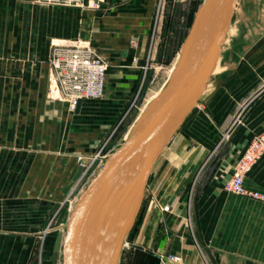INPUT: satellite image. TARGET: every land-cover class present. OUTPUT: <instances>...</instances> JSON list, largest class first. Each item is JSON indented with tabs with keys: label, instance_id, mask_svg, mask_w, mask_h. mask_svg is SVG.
<instances>
[{
	"label": "crops",
	"instance_id": "0c3cea01",
	"mask_svg": "<svg viewBox=\"0 0 264 264\" xmlns=\"http://www.w3.org/2000/svg\"><path fill=\"white\" fill-rule=\"evenodd\" d=\"M172 1L187 3L188 14L197 2L0 0V264H31L46 216L67 196L63 189L80 165L76 156L96 151L126 106L140 66L151 55L165 5ZM63 44L93 47L108 63L103 97L81 99L74 110L62 97L52 64L53 47ZM262 133L264 96L245 109L229 142L220 146L224 150L210 180L207 166L200 174L199 245L206 257L201 264H264V198L223 189L253 136ZM163 159L165 168L155 174L156 194L160 185L186 184L200 158L193 151H171ZM243 184L264 196V150ZM175 206L171 212L155 210V222L165 227L159 235L172 241L169 248L158 244L157 255L175 252L197 260L191 240L179 245L184 218ZM168 225L175 230L168 231Z\"/></svg>",
	"mask_w": 264,
	"mask_h": 264
},
{
	"label": "rangeland",
	"instance_id": "374dc122",
	"mask_svg": "<svg viewBox=\"0 0 264 264\" xmlns=\"http://www.w3.org/2000/svg\"><path fill=\"white\" fill-rule=\"evenodd\" d=\"M202 2L203 0H197L189 14L187 3L184 6L178 1L167 2L162 26L153 33L151 55L141 64L126 106L113 122L98 149L104 142H107L105 153L111 154L118 148L148 102L166 85L178 60L193 15ZM95 51L102 56L97 50ZM217 65L218 68L215 67L216 70L207 84L208 89L204 91L198 105L194 106L195 108L193 107L194 109L186 116L155 163L147 182L139 214L122 246L118 264H201L203 260L205 261L206 257L201 254L199 245L197 204L200 174L207 166L204 174L210 180L224 150L220 146L222 144L226 146L229 142L232 131L242 119L245 109L262 100L264 96V0H237L233 20L222 45ZM62 97L69 104L68 96L63 89ZM258 136H264V133L253 136L252 140ZM97 150L90 154H79L76 156V162L83 163L82 165L88 164ZM171 151L199 153L198 165L189 172L187 182L181 188L177 189L174 185H160L157 187L156 194L155 174L158 169L160 171L161 168H165L163 158ZM260 152L255 156L245 175L251 170ZM32 160L34 161V158ZM51 161L49 157V163ZM96 169L97 165H93L68 196L62 200H56L46 216L41 233L35 239L31 264H51L54 243L58 236L56 228L67 222L73 203ZM42 193L45 192H40ZM177 203L178 206L180 205L178 209L181 217L184 218L179 229L185 234L179 238V245L182 246L183 241L191 240V245L197 252V260H193L188 254L190 259L186 261L184 255L175 252L157 255L158 247H161L158 244H168L169 248L172 241L165 240L159 235V230L162 228L165 231V227L162 222H155L157 217L155 210L158 208L163 210L167 206L169 210L163 211L171 212L173 205ZM173 224L170 225L177 229L179 225ZM175 229L171 226L167 227L168 231ZM62 232L64 234L63 226ZM60 249L61 247L59 252ZM172 255L179 259L171 260ZM58 264H60V257Z\"/></svg>",
	"mask_w": 264,
	"mask_h": 264
},
{
	"label": "water",
	"instance_id": "95a60500",
	"mask_svg": "<svg viewBox=\"0 0 264 264\" xmlns=\"http://www.w3.org/2000/svg\"><path fill=\"white\" fill-rule=\"evenodd\" d=\"M236 3L203 0L196 9L166 85L148 102L123 143L79 194L64 234L60 232L55 240L51 264H57L59 257L60 264H118L155 163L213 75ZM82 172L79 165L63 189L65 195ZM119 180L122 186L116 192L113 183ZM102 216L99 227L92 228V221ZM94 248H99L97 257L93 256Z\"/></svg>",
	"mask_w": 264,
	"mask_h": 264
},
{
	"label": "built area",
	"instance_id": "2783aa9c",
	"mask_svg": "<svg viewBox=\"0 0 264 264\" xmlns=\"http://www.w3.org/2000/svg\"><path fill=\"white\" fill-rule=\"evenodd\" d=\"M52 63L58 73L61 86L68 96L71 109L74 110L81 99H99L103 97L108 63L92 47L74 44L56 46L53 49ZM106 143L104 142L97 152L91 156L90 162L83 166V172L77 184L93 165H97V168L102 166L104 160L110 154L105 153ZM261 150H264V136L254 137L236 162L231 176L224 183L223 189L225 191L255 199L264 198L262 194L246 189L243 184L245 173ZM163 210L168 211L169 208L166 206ZM170 259L178 260L179 258L172 255Z\"/></svg>",
	"mask_w": 264,
	"mask_h": 264
},
{
	"label": "bare ground",
	"instance_id": "6f19581e",
	"mask_svg": "<svg viewBox=\"0 0 264 264\" xmlns=\"http://www.w3.org/2000/svg\"><path fill=\"white\" fill-rule=\"evenodd\" d=\"M208 84V83H207ZM207 86V85H206ZM205 91V90H204ZM204 91H203V93H204ZM202 93V94H203ZM202 96V95H201ZM201 98V97H200ZM200 98H199V100H200ZM199 100H198V102H199ZM198 102H197V104L196 105H198ZM195 105V106H196ZM195 108V107H194ZM193 108V109H194ZM192 109V110H193ZM191 110V111H192ZM190 111V112H191ZM171 141V140H170ZM85 165V164H84ZM84 165H82V166H84ZM101 167V166H100ZM100 167L99 168H97L94 172V174L91 176V178L89 179V181L95 176V174L99 171V169H100ZM89 181H88V183H89ZM88 183L86 184V186H85V188L87 187V185H88ZM113 185H114V189H115V191L117 192L120 188H121V186H122V181L121 180H119V181H115V183H113ZM84 188V189H85ZM83 189V190H84ZM106 202V201H105ZM103 216L102 217H99V219H94L93 221H92V228H98L99 227V225L101 224V221L103 220ZM66 225V223L63 225V229H64V226ZM62 233L63 234V232H62V230L61 231H59V233ZM59 233H58V235H59ZM63 236V235H62ZM61 239H62V237H61ZM98 253H99V248H94L93 249V256L94 257H97L98 256ZM57 264H58V261H57Z\"/></svg>",
	"mask_w": 264,
	"mask_h": 264
},
{
	"label": "trees",
	"instance_id": "16d2710c",
	"mask_svg": "<svg viewBox=\"0 0 264 264\" xmlns=\"http://www.w3.org/2000/svg\"><path fill=\"white\" fill-rule=\"evenodd\" d=\"M156 259V258H155Z\"/></svg>",
	"mask_w": 264,
	"mask_h": 264
}]
</instances>
